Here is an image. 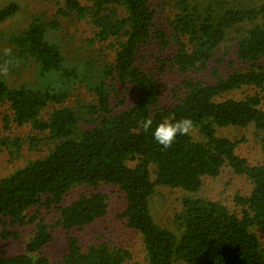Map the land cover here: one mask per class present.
<instances>
[{"label": "trees", "instance_id": "16d2710c", "mask_svg": "<svg viewBox=\"0 0 264 264\" xmlns=\"http://www.w3.org/2000/svg\"><path fill=\"white\" fill-rule=\"evenodd\" d=\"M52 9L0 31V64L15 61L0 75V154L47 145L0 177V239L28 233L0 264H264V163L251 165L242 141L219 132L252 128L264 151V0H57ZM19 12L15 1L0 5V25ZM171 74L182 79L170 85ZM148 117L153 130L182 118L194 128L164 149L142 130ZM16 128L26 137H11ZM226 172L250 186L234 197L238 215L199 195ZM100 187L121 195L115 219L139 237L142 261L102 234L82 242L110 210ZM170 189L185 195L160 219L153 201ZM56 230L64 250L53 260Z\"/></svg>", "mask_w": 264, "mask_h": 264}, {"label": "rangeland", "instance_id": "374dc122", "mask_svg": "<svg viewBox=\"0 0 264 264\" xmlns=\"http://www.w3.org/2000/svg\"><path fill=\"white\" fill-rule=\"evenodd\" d=\"M10 1H15L19 4L20 12L12 19L0 25V31L6 34L23 25V23L26 20L30 19L32 16L51 14L53 10V3H55V1L57 0H0V5H5ZM72 33H75L77 36H80V34H82L78 39L79 41L85 34V26L78 24L76 28L72 30ZM78 41L72 42L77 44ZM73 43L70 46L68 43V46H75L76 44ZM2 47H4V45L3 42L0 41V52L2 50ZM204 75L206 78H203V80H208L207 74ZM181 79V77L171 74L170 79L168 77L166 81L167 83L170 82V85H173V83H175L176 81L180 82ZM235 96L239 97V95ZM28 130V128H16L14 130H11L8 134L11 137L14 136L23 139L26 137ZM219 132L220 134L225 135L232 140L236 139L242 141L237 148V152L240 156L246 158L251 165L264 163V151L260 144V137L256 135L255 131L252 128L238 131L231 128L226 130L220 129ZM46 146L47 145L41 147V151L46 148ZM21 149V155L27 154L28 157H17L11 159L7 154L8 152L6 150H3L4 152L0 154V177L11 173L17 167H20L25 159H28L30 157H41L40 149L39 152H37V150L29 151L26 144L23 145ZM249 188L250 186L245 178L238 177L226 172L217 180H207L202 186L199 195L225 205L230 212L238 215L239 209H237L236 207L234 197L238 194L243 195L249 190ZM99 189L109 196L110 210L108 216L104 220H100L99 222L94 223L89 229H87V231L84 233L85 235L82 237V242L94 243V238H96L98 234H102L101 239L111 242L112 245H116L118 247L129 250L132 254L133 260L142 261L143 253L139 237L134 232L125 230L121 222L115 219V215H117L121 211V207L123 205L121 195L111 187H100ZM79 191L80 189L74 191L73 195H71L69 198H75ZM184 195V192L178 189L161 191V194H159V196L153 201L154 214L160 219L167 218L168 216L171 217L172 213L177 212V208L180 205V200ZM51 219L52 215L46 216L47 222H50ZM26 231L27 230H19L22 242L21 238L19 241H3L0 239V254L1 252H4L7 255L18 254L23 243L27 239L28 233H26ZM56 231L57 232L54 235L55 241L46 250L49 258L53 260H57L64 250V236L59 230ZM257 234L261 243H263L264 245V235L260 232H257Z\"/></svg>", "mask_w": 264, "mask_h": 264}, {"label": "clouds", "instance_id": "9594fccd", "mask_svg": "<svg viewBox=\"0 0 264 264\" xmlns=\"http://www.w3.org/2000/svg\"><path fill=\"white\" fill-rule=\"evenodd\" d=\"M5 57L11 56V49L5 48L3 50ZM13 59L4 60L0 64V75H7L11 66H14ZM194 128V123L189 118H182L175 122L164 121L159 123L153 130V120L151 117L145 118L142 121V130L149 132L151 130L152 138L157 145L163 146L164 149L171 147L177 135H189Z\"/></svg>", "mask_w": 264, "mask_h": 264}]
</instances>
